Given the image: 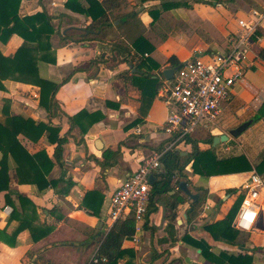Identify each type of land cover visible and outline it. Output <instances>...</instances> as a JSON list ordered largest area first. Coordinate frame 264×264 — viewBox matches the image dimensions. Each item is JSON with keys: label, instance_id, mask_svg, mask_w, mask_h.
<instances>
[{"label": "crops", "instance_id": "1", "mask_svg": "<svg viewBox=\"0 0 264 264\" xmlns=\"http://www.w3.org/2000/svg\"><path fill=\"white\" fill-rule=\"evenodd\" d=\"M66 1L21 0L19 5V16L45 11L52 18L54 34L50 37V43L55 63L40 61L37 68L41 78L60 84L54 96L58 110L50 116L49 111L39 105V87L36 85L6 80L3 82L4 90L0 91V117L2 106L7 101L10 115L49 123L59 129V137L67 135V141L63 144L61 162L57 164L53 157L55 145L49 143L46 136L35 143L22 135L18 136L20 144L29 154L45 150L54 162L46 179L61 181L56 187L48 186L42 190L35 184L20 183L14 177L15 164L10 159L9 188L0 192V229L11 234L18 227V221H9L12 207L6 203L5 194L16 207L19 205L16 197L20 194L35 205L39 222L52 227V231L38 242H33L30 232L24 229L17 235L14 247L0 241V264H27L28 256L32 253L40 254L53 264H88L108 232L107 208L113 192L146 156L169 145L162 126L170 105L158 96L159 88L169 85L173 79L166 80L162 74L163 70L172 68L168 59L173 56L183 63L227 49L239 32L237 21L251 10L264 11V0H245L247 10L237 4L238 0H226L216 5L177 0L184 4L168 11L161 10L160 18L152 23L149 11L159 10L160 0H126V9L121 8L124 9L123 14L136 12L141 22L140 32L155 46L148 57L159 65L157 70H149L160 85L143 116L139 113L141 101L138 77L141 71L136 68L140 61L136 58L129 61L130 57L128 59L126 53L117 47L120 41L129 45L127 38L135 29L131 25L118 27L119 21L115 20L111 27L97 32L100 40H82L88 34L84 31L91 19L67 9ZM78 3L83 7L88 6L85 0H78ZM121 9L111 11L110 18ZM128 32L126 36L124 33ZM162 36L165 39H161ZM259 36V41L252 39L243 66V76L234 84L230 99L223 103L215 124L209 129L198 127L191 135L205 133L207 129L210 133L207 137L227 134L252 118L262 105L264 61L259 57V52H264V20ZM63 37L68 38L66 42L60 41ZM22 43L20 36L12 34L5 43L0 42V52L4 56H11ZM76 68L81 70L72 73ZM146 70L143 68V72ZM33 93H37L36 98L32 96ZM82 110L88 114L102 115V119L91 126H87V119H83L81 123L86 126L85 133L79 126L71 127L68 120V117ZM137 119L140 122L131 126ZM207 137L194 139L202 150L209 147L203 143ZM186 146L185 152L175 146L180 156L189 153ZM224 146L242 148L245 153L240 154L253 162L264 152V117L250 124L236 141L229 137ZM105 150L117 155L113 165L104 168L97 161H102ZM249 174L203 178L193 174L188 165L185 176L190 182L185 183L188 190L197 195L196 200L200 198L195 209L196 216L190 222L187 221L186 211L194 200L175 187L173 191L159 197L157 210L149 215L147 228H142V224L140 226L137 242L125 240L121 248L134 252L132 264H172L174 260L180 264H213L191 241L182 239L186 236L204 241L213 255L221 252L235 255L247 253L253 256V264H264V229L255 226L250 232L239 230L240 234L232 245L223 240H214L204 229L205 225L225 217L236 197L226 196L225 190L240 188ZM68 183L70 187H67ZM62 189H67V192H59ZM93 190L103 197L99 216L89 215L81 207L84 195ZM175 194L184 198V202L176 205V218L173 221L167 215L173 212L170 206L174 202L172 195ZM160 203L165 207L163 221ZM127 260L120 259L118 264H125Z\"/></svg>", "mask_w": 264, "mask_h": 264}, {"label": "trees", "instance_id": "2", "mask_svg": "<svg viewBox=\"0 0 264 264\" xmlns=\"http://www.w3.org/2000/svg\"><path fill=\"white\" fill-rule=\"evenodd\" d=\"M88 4L83 7L78 3V0H67L65 7L71 11L83 14L91 19V23L86 27L87 35H84L82 40L99 39L97 32H102L103 29L112 26L110 13L115 9L127 7L126 0H85ZM143 1V0H142ZM196 2L216 5L223 4L226 0H195ZM21 0H0V42L5 43L12 34H16L23 39L21 46L11 56H4L0 52V91L4 90L3 82L11 80L14 82L36 85L39 87V105L49 111V115H55L58 107L54 101V96L60 87L52 81L43 79L38 74L37 64L40 61L46 63H55L54 53L52 51L50 37L54 34V27L51 23L52 18L45 12H39L31 16H19L18 9ZM182 2L177 0H160L159 10H150L152 23L160 18L162 11H168L179 7ZM186 4V3H185ZM119 21L118 27L123 25H131L136 31L135 34L127 38L126 44L120 41L117 47L126 53L129 61L136 58L140 61V65L136 68L141 71L138 77V89L140 91V115H145L147 107L159 87L160 83L156 76L149 73V70H157L159 65L151 58L144 57V54H150L154 51L155 46L141 32V22L137 19L136 12L130 11L122 14L117 18ZM84 31V32H85ZM68 38H61L60 41L66 42ZM161 39H165L162 36ZM259 57L264 61V52H259ZM171 67L182 65L175 57L171 56L168 59ZM143 68L147 69L143 72ZM81 70L76 68L72 73ZM66 79L63 80L66 81ZM0 117V192L7 191L9 188V162L10 159L15 164L14 177L20 183L35 184L39 190L45 189L48 186L56 187L61 180H47L46 177L54 166V162L49 159L45 150H40L34 154H29L20 144L18 136L22 135L31 142H37L42 136H46L49 143L54 144L53 157L57 164L61 162L63 144L67 141V135L59 137V129L49 123L34 121L30 118H24L20 115H10L8 102L5 101L1 109ZM264 117V102L259 107L255 115L250 118L251 124L261 120ZM87 119V126L100 121L102 115L100 113L88 114L82 110L72 117H68L71 127L79 126L82 133H85L86 126L82 125L83 119ZM140 122L139 119L132 122L131 126ZM172 138L167 139V143L171 142ZM185 145H189L191 151L185 157V160L180 156V152L172 147L164 152L161 157V172L155 174V182L149 187L148 203L146 213L143 217L142 228H147L149 215L157 210V202L163 194L171 192L175 187L179 189L180 178H185V169L190 165L191 172L203 178H209L218 175L246 173L255 171L259 175H264V152H261L258 157L252 162L244 154L231 155L225 158H218L212 147L213 136H209L203 140L204 144L209 147L200 149L198 141L192 139L189 135L181 141ZM178 142V143H180ZM164 148V147H163ZM162 147L157 150H162ZM116 153L105 150L102 154V161H97L101 167H110L113 165V159ZM174 179H176L174 181ZM174 181V182H173ZM71 184H67L70 187ZM179 191H181L179 189ZM59 192L66 193L67 189H62ZM182 192V191H181ZM226 196H234L235 200L229 208L227 214L222 220L207 224L204 229L211 235L214 240H223L228 244H234L240 232L233 226V219L239 208L243 198L241 188H230L225 190ZM174 202L170 206L173 211L167 215L170 220H175L176 213L174 209L177 204L184 202V198L172 195ZM19 202L16 207L9 196L5 194V201L12 207V212L9 221L16 220L19 222L18 227L11 234H7L5 229H0V241L14 247L16 244L17 235L24 229L30 232L33 242H38L46 237L52 227L39 222L35 205L26 197L18 194ZM189 198V197H188ZM103 197L95 190L87 192L82 201L81 207L86 210L89 215L99 216L100 207ZM200 203V198L191 202L187 209V221L196 216L195 209ZM135 234V220L133 214L122 215L109 228L105 234L96 253V261H90L88 264H118L120 259L127 258L125 264H132L134 252L128 249H122V243L125 240H131ZM182 239L191 241L198 247L202 254L213 264H253V256L245 254H228L221 252L218 255H213L209 252L208 245L202 240H192L186 236ZM102 258L105 260L103 261ZM27 264H53L43 258L38 253H32L28 256ZM172 264H180L178 260L171 262Z\"/></svg>", "mask_w": 264, "mask_h": 264}, {"label": "built area", "instance_id": "3", "mask_svg": "<svg viewBox=\"0 0 264 264\" xmlns=\"http://www.w3.org/2000/svg\"><path fill=\"white\" fill-rule=\"evenodd\" d=\"M263 20L264 11L251 10L237 21L239 32L229 48L205 58L183 62L174 72L171 83L159 88L158 96L170 105L162 130L172 141L162 150H155L146 156L113 192L107 208L108 230L122 215L131 213L135 220V234L131 241L137 242L148 203L149 176L161 172V157L166 150L175 147L196 128L215 124L223 103L230 99L234 84L243 76L252 39L260 40L259 30ZM147 56L144 54V57ZM32 96L36 98L37 93ZM240 188L243 198L233 226L237 230L250 232L264 212V176L251 171ZM96 260L94 254L90 261Z\"/></svg>", "mask_w": 264, "mask_h": 264}, {"label": "water", "instance_id": "4", "mask_svg": "<svg viewBox=\"0 0 264 264\" xmlns=\"http://www.w3.org/2000/svg\"><path fill=\"white\" fill-rule=\"evenodd\" d=\"M88 32V31H85ZM179 68V66L177 67H172V68H167L165 70L162 71V74L164 76V78L166 80H170L173 77L174 72ZM251 124V121H245L242 124H240L239 126L231 129L229 131L228 134H223L220 136H214L213 137V142H212V147H215L216 145L220 144V143H224L226 141H228L229 137L231 138H236L238 137L242 132H244ZM185 154V153H184ZM155 182V176L154 175H150L149 176V184L150 186L153 185ZM179 189L186 195L188 196L190 199L192 200H196L197 199V195L196 194H192L188 188L185 182L181 181L179 183ZM160 206L162 207L163 210V216H162V221L164 220V213H165V207L163 203H160ZM256 226L258 229L263 230L264 229V212L263 214H261L258 218V221L256 223Z\"/></svg>", "mask_w": 264, "mask_h": 264}, {"label": "rangeland", "instance_id": "5", "mask_svg": "<svg viewBox=\"0 0 264 264\" xmlns=\"http://www.w3.org/2000/svg\"><path fill=\"white\" fill-rule=\"evenodd\" d=\"M242 2H240V0H238V5L239 6H241L243 9H245V10H247V6H246V2H245V0H241ZM126 9V8H125ZM123 10L124 9H121V10H119V11H117L116 13H114L112 16H111V19H112V21H115V20H117V18L119 17V16H121L122 14H123ZM250 12V11H249ZM167 18H169V16L167 15L166 16ZM118 24H119V22H118ZM132 29H134V28H132ZM162 29H165L164 27L162 28ZM134 31H136V30H134ZM123 33V32H122ZM126 36H128L129 35V32L128 33H124ZM133 34H135V33H133ZM133 34H131V35H133ZM129 37V36H128ZM210 127H208V129H209ZM207 129V131L205 132V133H201V134H197L196 136L195 135H191V138H193V139H200V138H204V137H207L210 133L208 132L209 130ZM229 132H227V134H228ZM231 138V137H230ZM231 139H233V140H237V137L236 138H231ZM224 144H225V142L224 143H220V144H218V145H216L215 147H214V150H215V154H216V156L218 157V158H225V157H229V156H231V155H234V154H240V153H245V151L242 149V148H238V147H233V146H231V147H228V148H226L225 146H224ZM176 146H178L179 147V151H181V152H185V144L184 143H177L176 144ZM177 147V148H178ZM186 148H187V150H189V152L191 151V149H190V146H186ZM187 156V154L186 155H181V157H182V159L183 160H185V157ZM180 181H183V182H187V184L190 182L189 180H188V178H187V176H185V178H180L179 179Z\"/></svg>", "mask_w": 264, "mask_h": 264}]
</instances>
